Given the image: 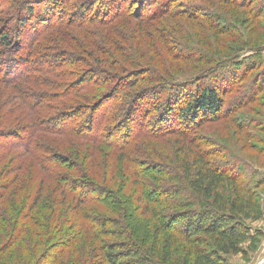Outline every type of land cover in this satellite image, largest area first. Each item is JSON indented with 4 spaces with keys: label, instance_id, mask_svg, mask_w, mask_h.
<instances>
[{
    "label": "trees",
    "instance_id": "16d2710c",
    "mask_svg": "<svg viewBox=\"0 0 264 264\" xmlns=\"http://www.w3.org/2000/svg\"><path fill=\"white\" fill-rule=\"evenodd\" d=\"M148 1L0 0V264H231L255 243L252 165L197 135L264 93V46L172 49L163 20L224 1Z\"/></svg>",
    "mask_w": 264,
    "mask_h": 264
},
{
    "label": "rangeland",
    "instance_id": "374dc122",
    "mask_svg": "<svg viewBox=\"0 0 264 264\" xmlns=\"http://www.w3.org/2000/svg\"><path fill=\"white\" fill-rule=\"evenodd\" d=\"M222 1L224 3L209 1L206 5L210 8V14L217 16V22L212 21V25L215 26L216 23L221 29L232 31V35L213 36V31L204 24L211 15L206 13L203 14V17H199L196 12H191L190 9L195 4L186 5L184 8H186V17L188 16L189 19L173 18L163 20L161 23L160 31L163 32L164 30L163 34L168 36V46L172 49L183 44L196 47L203 53H209L219 58H228L227 61H234V63L238 53L249 48L264 46V0H245L246 2L249 1L248 6L253 4L248 9L242 7L240 0ZM154 2L156 3L150 8V11H160V14L166 12L171 5L169 0H149L147 7ZM206 5L202 6L206 8ZM252 9L255 13L260 11L257 14H261L259 19L249 15V11L254 13ZM179 16L181 17V15ZM262 55L264 56V53ZM179 66L184 69L182 72H171L179 78L187 77L185 76L187 74H194L197 70V66L188 68L186 63H181ZM232 118L234 119L232 123L224 121L200 127L197 136L199 139L215 141L218 147H223L228 154H234L244 159L247 164L252 165L248 174L260 180L261 185L255 192L249 194L250 197L240 192L242 199H249L250 204L254 205L255 211L260 215L257 220L246 222L253 231L259 234L253 245L250 246V243L247 242L241 246L242 250L246 252L245 256L241 254L229 256L228 260L231 264H264V93L257 98L255 103L232 115ZM216 152H219V149ZM230 157L225 153H219V159L223 162ZM169 165L172 164L169 163ZM130 204L135 206L134 201H131ZM182 210L183 208L180 209V207H172L168 214ZM74 256L78 257L77 260L80 264H87L89 260L91 261V258L88 259L84 252L77 251L74 254L73 249H70L64 253L59 262L60 264H71Z\"/></svg>",
    "mask_w": 264,
    "mask_h": 264
}]
</instances>
